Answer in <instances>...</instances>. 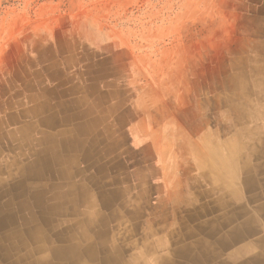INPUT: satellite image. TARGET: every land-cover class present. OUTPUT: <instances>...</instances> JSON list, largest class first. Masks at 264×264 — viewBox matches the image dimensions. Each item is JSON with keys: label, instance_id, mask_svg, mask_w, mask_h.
<instances>
[{"label": "crops", "instance_id": "crops-1", "mask_svg": "<svg viewBox=\"0 0 264 264\" xmlns=\"http://www.w3.org/2000/svg\"><path fill=\"white\" fill-rule=\"evenodd\" d=\"M41 61L7 77L1 89L0 264H42L35 234L49 264H215L221 235L241 221H230L231 194L203 178L202 158L217 162L219 146L230 156L235 141L238 154L251 162L259 190L264 188V130L244 132L256 125L264 129V89L250 93V100L237 96L239 78L220 90L213 84L207 99L193 102L190 118L157 102L144 122L137 102L123 108L119 72L54 70L53 62L42 69ZM256 79L249 75V81ZM123 141L145 143L123 149ZM246 172L228 176L217 170L242 185ZM257 192L245 191V207L263 220L257 205L264 194L260 190L255 207L249 199ZM222 219L231 223L219 232ZM261 234H246L218 254L226 264H254L252 256H264ZM183 247L193 248L194 261L179 254Z\"/></svg>", "mask_w": 264, "mask_h": 264}, {"label": "rangeland", "instance_id": "rangeland-1", "mask_svg": "<svg viewBox=\"0 0 264 264\" xmlns=\"http://www.w3.org/2000/svg\"><path fill=\"white\" fill-rule=\"evenodd\" d=\"M40 59L42 69L119 72L123 108L137 102L144 122L157 102L190 118L210 85L234 86L264 60V0H0V105L7 77Z\"/></svg>", "mask_w": 264, "mask_h": 264}, {"label": "bare ground", "instance_id": "bare-ground-1", "mask_svg": "<svg viewBox=\"0 0 264 264\" xmlns=\"http://www.w3.org/2000/svg\"><path fill=\"white\" fill-rule=\"evenodd\" d=\"M243 71L244 70L240 71L242 74L239 75V77H238L241 80L239 82V84H241V86L237 90V96L240 97V99H244V98L248 97L250 95V93L255 92L256 89H259L260 87L264 89V61H259V60L255 59L252 61L251 66L248 67V70L246 72L245 71L243 72ZM251 73L252 74L254 73L256 76H259L260 80L256 79L255 81H249V75ZM261 109L264 111L263 107ZM262 110H261L260 114H261L262 121L264 122V113H262ZM263 130L264 129L260 128V126L256 125L255 127L251 128L249 130L245 129L244 132H246V135L248 134L251 136V134L261 133V132H263ZM229 148H230V152H229L230 156H226L225 153L220 152L221 146H219L217 148L218 150H216L215 153L213 152L215 154L216 158L218 159V161L217 162L215 161V163H211L209 160L202 158V164H203L202 175H203V178L205 177L206 179H208L210 181V183L212 184V186L218 190V192L228 191L229 194H231V197L234 200L235 208L233 210L232 215L229 217L230 219L232 218L230 221L232 222V220H233L235 225L239 221H241V224L239 226H235L233 228V230L230 231L229 235H227V234L221 235V237L217 243V245H218L217 255L213 257V261L215 262V264H226L228 262L225 258L221 257L220 254H218V253H220V250L224 249V247L229 246L233 242H237V241L242 240L246 236V234L255 235L257 233L264 232V219L263 220L260 219L258 214H250L246 211V207H247L246 204L248 202V200H247L248 196H245V191L247 192L248 188L258 189L257 193L249 195V199L251 200V202H253V201L258 202L259 197H260V190H259L257 182L254 178V172H253V167L251 165V162L249 161V163H248V158L243 160L242 156L238 154L239 151H237V149L240 148V144L237 147V146H235V141H234L232 143H229ZM249 160H250V158H249ZM216 165H217V169H216ZM247 165H249V166H247ZM218 168H222L223 172L225 174L227 173L228 176H229V173L231 175H235V174H238L240 171H249L250 173L246 172L244 174L245 183H243V185H242V184L235 182V180L232 181L231 179H229V177L228 178L224 177V175H221L220 173L217 174ZM232 187H233V190H231ZM262 194H264V193L262 192ZM257 209L259 210L260 213H264V203L263 202L259 203L257 205ZM227 222L228 221H226V219H222L220 222H218L217 228H216L217 231L220 232V229L224 228L226 226ZM15 232H17V230H15ZM35 235H37V234H35ZM35 235L33 236V241L36 244V253H38L40 259L42 260V264H49L48 258L46 256L45 246L42 244V239L40 237H35ZM13 240H15V239H13ZM30 240H32V239H30ZM200 243H201L202 247H206L205 241H201ZM258 243L264 249V234L260 235V237L258 238ZM251 245H253V243H251ZM50 248H52V247H50ZM73 249H75V248L72 247L71 251ZM192 249L193 248L183 247V250H179V254L183 257L189 258L191 261H194V258H193L194 252ZM51 250H53V249H51ZM58 251L60 254H62V252H65V250H58ZM104 256L106 258H110V257H112V254L107 252V253H105ZM208 256H209V254H203V257H205V258ZM59 257H61V256H59ZM53 258H55V257H53ZM232 260H234V259H232ZM77 262H78V260L76 261V263ZM156 262H157V264H160L158 259L155 260V263ZM250 262H252L254 264H258V263L264 264V256L259 257L256 254V255L251 257ZM53 263H54V261H53ZM109 264H111V263H109Z\"/></svg>", "mask_w": 264, "mask_h": 264}]
</instances>
